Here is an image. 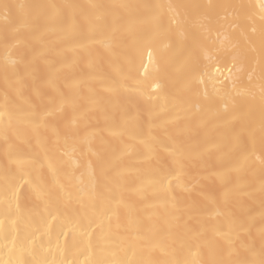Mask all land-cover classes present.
<instances>
[{
  "label": "bare ground",
  "instance_id": "6f19581e",
  "mask_svg": "<svg viewBox=\"0 0 264 264\" xmlns=\"http://www.w3.org/2000/svg\"><path fill=\"white\" fill-rule=\"evenodd\" d=\"M0 264H264V0H0Z\"/></svg>",
  "mask_w": 264,
  "mask_h": 264
}]
</instances>
